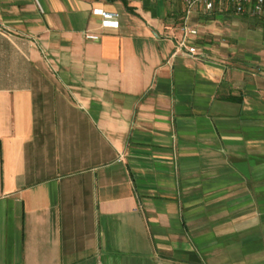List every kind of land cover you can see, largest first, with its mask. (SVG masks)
<instances>
[{
    "label": "crops",
    "instance_id": "obj_1",
    "mask_svg": "<svg viewBox=\"0 0 264 264\" xmlns=\"http://www.w3.org/2000/svg\"><path fill=\"white\" fill-rule=\"evenodd\" d=\"M185 15L0 0V264H264V38Z\"/></svg>",
    "mask_w": 264,
    "mask_h": 264
},
{
    "label": "built area",
    "instance_id": "obj_2",
    "mask_svg": "<svg viewBox=\"0 0 264 264\" xmlns=\"http://www.w3.org/2000/svg\"><path fill=\"white\" fill-rule=\"evenodd\" d=\"M186 4V15L180 25L181 36L176 41V52H186L195 56L198 52V46L192 40L199 36L196 27L190 25L189 17L191 12L197 6H202L205 12L214 11L217 6H223L237 14L261 15L264 12V0H184ZM96 13L102 16V25L104 27H118L119 21L117 12H108L96 9ZM89 37H94L89 35Z\"/></svg>",
    "mask_w": 264,
    "mask_h": 264
},
{
    "label": "rangeland",
    "instance_id": "obj_3",
    "mask_svg": "<svg viewBox=\"0 0 264 264\" xmlns=\"http://www.w3.org/2000/svg\"><path fill=\"white\" fill-rule=\"evenodd\" d=\"M232 14V13H231ZM234 14V13H233ZM248 16L251 14L246 13ZM237 20H226L222 21V24L229 25L230 24H242L241 27H237L238 31L242 34H245L248 32L247 37L249 38H264V12L261 15H251L247 17L246 15L237 14L236 13ZM240 16V17H239ZM254 16V17H252ZM242 18V19H241ZM240 28V29H239ZM249 33H252V35Z\"/></svg>",
    "mask_w": 264,
    "mask_h": 264
}]
</instances>
